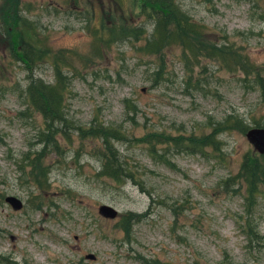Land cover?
Masks as SVG:
<instances>
[{
	"label": "rangeland",
	"instance_id": "374dc122",
	"mask_svg": "<svg viewBox=\"0 0 264 264\" xmlns=\"http://www.w3.org/2000/svg\"><path fill=\"white\" fill-rule=\"evenodd\" d=\"M172 1L197 26L199 42L228 46L264 79V0ZM21 3L23 23L33 25L31 43L49 56L27 71L12 58L16 38L0 30V264H264V188L248 203L245 187L223 185L238 178L244 155L253 152L244 133L217 136L220 152L206 147L205 154L188 155L172 148L173 167L153 160L145 144L116 143L124 163L141 175V185L120 186L98 175L99 141L69 128L70 122L97 120L137 138L150 132L187 137L209 133L208 124L238 114L252 129L264 125L262 87L244 86V71L231 66L232 74L205 57L190 75L177 45L150 56L138 50L143 39L101 44L114 26L152 30L141 1ZM6 17L0 9V25ZM55 62L71 83L64 107L70 122L56 136L57 149L38 143L42 119L27 110L23 95L30 76L53 82ZM124 99L136 106V123L125 122ZM162 148L156 147L158 155ZM39 153L48 182L29 180L27 158ZM8 196L23 208L11 210ZM102 205L114 208L116 218L101 217ZM128 213L142 219L125 234L121 220ZM250 224L260 240L248 245Z\"/></svg>",
	"mask_w": 264,
	"mask_h": 264
},
{
	"label": "trees",
	"instance_id": "16d2710c",
	"mask_svg": "<svg viewBox=\"0 0 264 264\" xmlns=\"http://www.w3.org/2000/svg\"><path fill=\"white\" fill-rule=\"evenodd\" d=\"M141 1V11L144 12L146 18L153 22L152 30L148 33L144 26L135 28L127 26L112 27L107 35L102 36L101 44L109 46L112 42L144 40V45L138 48L141 53L146 55H160L165 49L172 46H180L182 56L185 61V70L191 75L193 68L201 64L202 59H211L216 63H223L225 68L232 74L234 68L244 71L242 84L254 83L256 86L262 87L261 98H264V79L259 70L254 65H250L247 58L237 56L236 51L228 46L217 47L215 44L205 45L196 38L199 35L197 26L189 21L183 12L175 5L172 0H136ZM6 6L1 9V14L7 15L0 25L1 34L4 37L16 38V43L12 44L11 40L4 41V44L11 45V54L14 60L22 63L27 71H31V67L39 60H44L49 52L38 50L37 46L31 43L32 26L30 23H23L21 17L22 8L21 0H0V3ZM2 20V19H1ZM146 36V37H145ZM2 41V40H1ZM18 41L22 48L18 47ZM95 51V48H94ZM95 53H97L95 51ZM190 57L195 61L191 62ZM234 68H232V67ZM163 68L158 66L155 75L160 80ZM119 76V75H118ZM120 79V78H119ZM28 84L24 89L23 95L27 104V110L39 115L42 119V130L39 136H36L38 143L44 146L52 145L58 148L56 136L62 134V128L67 127L69 120L66 116L64 107L66 106L67 96L70 94V80L63 74L57 62L54 66V77L52 83H45L41 79L27 78ZM204 81V78H203ZM125 110V122L136 123L137 108L132 103L124 99L122 101ZM130 114V116H128ZM250 121V116L247 118ZM69 121V122H68ZM95 122L88 126L76 125L72 122L69 126L78 137L85 140H97L101 144L102 151L97 155L102 162L99 176L111 180L113 183L123 185L131 182L134 185H141V175L131 170L127 163L122 160L121 152L116 147V143H135V146L145 144L148 146V155L153 160H159L161 164L173 167V163L168 158L172 148L177 149L176 153H186L188 155L205 154L206 147H212L216 152H220L216 146L220 142L216 137L223 133H229L233 130L246 134L250 130L246 118L238 114H231L224 118L222 122L208 124L209 133H201L200 135L191 136H173L165 135L157 132H150L141 138L134 137L128 130H122L121 127L113 125H104L102 122ZM64 126V127H63ZM255 128H264V125L256 124ZM1 141V139H0ZM50 143V144H49ZM162 148L163 154L158 155L156 147ZM100 147V148H101ZM141 147V146H140ZM101 150V149H100ZM157 158V159H156ZM30 168H32L29 180L43 178L44 182H48L47 170L40 167L44 155L41 153L33 158H27ZM123 161V163H122ZM127 162V160H126ZM240 173L237 177H230L223 182L224 187L229 183L238 184L246 188L247 202L257 199V194L261 188H264V156L254 152H248L244 155L240 165ZM38 175V176H37ZM239 179V180H237ZM231 181V182H229ZM232 185V184H231ZM259 196V195H258ZM142 216L135 213H128L122 218V230L128 234L131 226L139 222ZM252 223V221H251ZM254 224L248 225V245L257 242L259 236ZM260 240V239H259Z\"/></svg>",
	"mask_w": 264,
	"mask_h": 264
},
{
	"label": "water",
	"instance_id": "95a60500",
	"mask_svg": "<svg viewBox=\"0 0 264 264\" xmlns=\"http://www.w3.org/2000/svg\"><path fill=\"white\" fill-rule=\"evenodd\" d=\"M245 137L252 146L253 152L264 156V128H252L247 131ZM5 202L11 206L13 211H19L23 207L22 202L13 196L5 197ZM98 214L112 220L116 218L117 211L112 207L102 205L98 208ZM86 258L93 260L94 256L88 255Z\"/></svg>",
	"mask_w": 264,
	"mask_h": 264
},
{
	"label": "bare ground",
	"instance_id": "6f19581e",
	"mask_svg": "<svg viewBox=\"0 0 264 264\" xmlns=\"http://www.w3.org/2000/svg\"><path fill=\"white\" fill-rule=\"evenodd\" d=\"M14 197V196H13ZM16 198V197H15ZM18 199V198H17ZM20 200V199H19ZM21 201V200H20ZM22 202V201H21ZM22 204H23V202H22ZM9 205V204H8ZM10 206V205H9ZM11 207V206H10ZM23 208V207H22Z\"/></svg>",
	"mask_w": 264,
	"mask_h": 264
},
{
	"label": "flooded vegetation",
	"instance_id": "af4514ba",
	"mask_svg": "<svg viewBox=\"0 0 264 264\" xmlns=\"http://www.w3.org/2000/svg\"><path fill=\"white\" fill-rule=\"evenodd\" d=\"M4 201H5V199H4ZM11 208V207H10ZM11 210H12V208H11ZM20 211V210H19ZM15 212H17V211H15ZM94 260V259H93Z\"/></svg>",
	"mask_w": 264,
	"mask_h": 264
}]
</instances>
